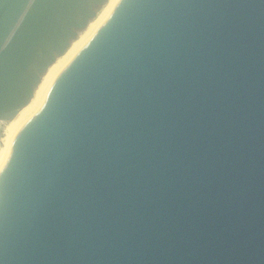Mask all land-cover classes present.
<instances>
[{"label": "water", "instance_id": "1", "mask_svg": "<svg viewBox=\"0 0 264 264\" xmlns=\"http://www.w3.org/2000/svg\"><path fill=\"white\" fill-rule=\"evenodd\" d=\"M108 0H0V124ZM0 264H264V0H119L18 130Z\"/></svg>", "mask_w": 264, "mask_h": 264}, {"label": "bare ground", "instance_id": "2", "mask_svg": "<svg viewBox=\"0 0 264 264\" xmlns=\"http://www.w3.org/2000/svg\"><path fill=\"white\" fill-rule=\"evenodd\" d=\"M118 1L119 0H108L102 6L96 17L91 20L88 26L78 34V37L71 42L66 52L62 56H59L56 61L48 68L39 85L36 87L34 96L29 104L20 109V111L12 120L6 123L4 122V136L0 140V170L8 158L12 142L18 130L40 108L56 76L109 17ZM1 125L2 124H0V126Z\"/></svg>", "mask_w": 264, "mask_h": 264}, {"label": "rangeland", "instance_id": "3", "mask_svg": "<svg viewBox=\"0 0 264 264\" xmlns=\"http://www.w3.org/2000/svg\"><path fill=\"white\" fill-rule=\"evenodd\" d=\"M1 124H2V125L0 126V133H1V131H2V133L0 134V140H1V139L3 138V136H4L3 133H4V127H5V126L3 125L4 123H1ZM0 144H1V143H0Z\"/></svg>", "mask_w": 264, "mask_h": 264}, {"label": "built area", "instance_id": "4", "mask_svg": "<svg viewBox=\"0 0 264 264\" xmlns=\"http://www.w3.org/2000/svg\"><path fill=\"white\" fill-rule=\"evenodd\" d=\"M1 133H2V131H1ZM1 133H0V134H1Z\"/></svg>", "mask_w": 264, "mask_h": 264}]
</instances>
